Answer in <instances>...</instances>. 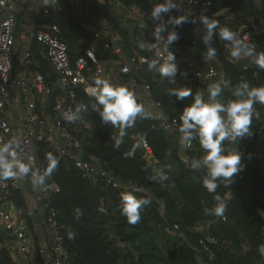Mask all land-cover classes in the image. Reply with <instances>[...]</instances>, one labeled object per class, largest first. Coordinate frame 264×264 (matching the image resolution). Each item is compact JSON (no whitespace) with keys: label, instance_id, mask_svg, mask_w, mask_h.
Masks as SVG:
<instances>
[{"label":"trees","instance_id":"obj_1","mask_svg":"<svg viewBox=\"0 0 264 264\" xmlns=\"http://www.w3.org/2000/svg\"><path fill=\"white\" fill-rule=\"evenodd\" d=\"M120 1L125 5H134L143 15V24L132 33L123 29L120 20L112 17L99 1L82 0L90 14L88 16H102L111 30L119 33L123 55L133 52L144 54L139 44L152 43L145 28L159 24L169 26L179 35L172 45L190 46L196 42L199 50L206 51L201 39L205 31H193L196 22L187 20L181 26H174L170 23V12L162 14L160 21L150 18L153 7L161 3L160 0ZM210 1L211 11H228L219 18L221 24L229 14L234 21L244 24L251 19L258 24V18L264 19V0H261V9L257 7L256 0ZM57 3L60 11L49 10L47 15L42 12L38 22L39 25L58 27L59 39L67 45L73 65L94 40V33L84 26L88 19L77 14L73 0H57ZM77 40L83 42L82 47L77 45ZM107 42L95 44L100 59L108 57L109 52L104 48ZM223 42L214 36L212 45L217 49V56L222 59L225 69V77L213 83L220 85V98L226 102L236 99L235 88L242 81L248 82L250 87L264 86V70L254 65L251 58H244L248 65L244 73L240 65L225 61ZM248 43L254 44L257 52H264V36L253 37ZM41 65L44 77L54 75L48 63L42 62ZM153 74L155 80L150 85L154 100L160 102L165 113L180 124L183 108L193 102V97L177 100L170 95L171 89H179L176 83L171 84L167 78L161 79L158 73ZM242 76L244 80H241ZM53 101L54 97L50 98L49 104ZM83 101L87 105V120L94 126L92 131H86L80 137L84 153L99 157L107 171L119 182L135 184L145 193L95 184L83 178L72 161L44 146L40 154L43 165L47 167L48 153L59 161L46 182L54 183L58 188V192L50 195V204L56 211L63 248L68 252L70 264H264V255L259 253V247L264 246V132L258 131L264 125V105L253 106L252 135L242 138L237 149L241 153L244 170L234 176V183L230 186L221 184L216 193H209L202 185L201 169L192 168L205 151L199 146L198 138H192L191 147L184 151L179 142L181 133L166 134L158 115L144 107V117L138 116L135 126L125 130L126 135L117 149L114 145L119 130L113 128L110 121L102 122L98 112L92 110L95 100ZM135 137L144 138L151 148L149 161L142 158ZM224 146L226 153L236 148L227 141ZM128 152L133 154L132 158ZM160 174L166 175L167 179L161 180ZM152 176L156 179H150ZM122 194L150 201L143 206L139 223L129 224L121 215L119 204ZM217 194L226 204L223 218L209 215L207 211L215 207L214 196ZM19 204L23 206L20 201ZM100 208L106 211L101 213ZM23 214L28 219L25 207ZM174 225L177 230L170 233L168 229H173ZM198 226L204 228L202 233L196 231ZM69 232L74 234L72 239L68 237ZM209 238H213L216 244L206 242ZM199 240L205 241L208 251L202 249ZM210 254L213 255L212 260ZM38 262L45 264L40 258ZM0 264H15L4 248L0 252Z\"/></svg>","mask_w":264,"mask_h":264},{"label":"built area","instance_id":"obj_2","mask_svg":"<svg viewBox=\"0 0 264 264\" xmlns=\"http://www.w3.org/2000/svg\"><path fill=\"white\" fill-rule=\"evenodd\" d=\"M160 1L164 3V0ZM173 4L175 6L169 11L172 14L170 21L181 16L186 17L187 20L195 21L197 23L193 29L195 33L205 31L203 24L200 23V17L207 16L209 19L215 20L220 27H228L236 32L245 43H248L253 37L264 36L263 18L257 19L258 24H255L254 19H251L248 24H244L234 21L232 15L229 14L221 24L219 18L228 11H211L210 0H173ZM256 5L261 9V0H256ZM49 10L60 11L57 0L55 6L44 8L43 13L47 15ZM141 16L143 18L142 14ZM96 20L100 26L95 30L94 40L74 61L73 65L69 58L67 45L59 39L60 31L56 25L40 26L38 30L32 32V40L42 46L46 62L53 70L54 75L48 74L44 77L41 73H37L28 83L23 77L12 75L16 55L13 35L16 24L14 0H0V143L7 142L13 136L18 137L23 149L20 153L21 158L25 162L31 161L34 171L42 173L46 168L40 154L44 146H49L60 157L72 161L83 178L92 180L95 184L99 183L105 188L111 187L123 189L126 192L144 194L143 188L132 183L123 184L111 176L99 157L84 153L80 137L86 131H92L94 128L93 124L90 125L87 120V111L81 110L78 114L81 118L74 123L65 121L62 118V113L69 109L74 110L81 103L86 104L83 99L95 100V97L86 94L85 88L91 85L93 79L100 77L109 80L114 86L127 85L135 98L146 109L152 110L158 115L162 130L168 135H175L179 132L178 121L168 116L163 110L162 104L154 100L150 82L155 80V76L148 70V63L154 59H161L162 62L163 57L169 54L168 52L173 53L178 66V74L175 77L178 88H190L195 93L200 92L204 95L205 100L208 96V86L218 79H223L225 69L222 59L218 56L212 61L204 60L202 56L204 51L199 50L196 42H192L188 47L169 45L166 51L162 42L157 41L153 28L147 29L148 37L153 43L145 45V48L142 49L144 54L133 52L131 55H123L121 38L111 31L108 21L102 16H98ZM171 31L169 27H166V31L161 35L166 39ZM105 40H108L104 45V48L109 52L108 57L100 59L95 44ZM226 43V41L223 42L225 61L236 66L240 65L243 73L247 71L248 65L244 58L234 61L225 48ZM262 50H264V46ZM30 58V54L25 53L21 66L24 67ZM254 78H256V74H254ZM241 80H244V76L241 77ZM11 87L18 90L27 112L21 123H12L9 119H1L10 99ZM37 97L43 102L42 115L36 108ZM52 97H54V101L49 104ZM224 102L226 103V101ZM258 131L259 133L264 132V125ZM134 140L137 142V148L142 152V158L149 161L152 151L146 140L141 137H135ZM241 141L242 139L235 145L236 149L239 148ZM190 147L191 144L183 147V150L186 151ZM129 157L132 158L133 154L131 153ZM56 192H58L57 186L45 181V186L38 188L35 197V201L43 207V225L48 228L51 235L49 251L45 252L33 244L25 228L9 214L6 207V201L11 196L9 183L0 181V227L9 233L16 242L23 264H30L33 257H43L45 264H70L68 252L63 248L57 214L50 204V195ZM174 229L176 230L177 226H174ZM196 231L202 233L204 228L198 226ZM206 242L216 244L213 238L206 239ZM199 244L202 249L208 251V245L204 240H200ZM209 258L212 260L213 255L210 254ZM14 263L18 264L15 261Z\"/></svg>","mask_w":264,"mask_h":264},{"label":"clouds","instance_id":"obj_3","mask_svg":"<svg viewBox=\"0 0 264 264\" xmlns=\"http://www.w3.org/2000/svg\"><path fill=\"white\" fill-rule=\"evenodd\" d=\"M55 4L56 0H42V5L47 7H53ZM174 6L173 0H164V3H158L153 7L150 18L160 21L162 14L168 13ZM186 22L188 21L184 16L170 21L177 27ZM200 23L205 28L201 37L202 43L206 47V51L202 53L204 60L212 61L217 56V49L212 46L214 36H216L227 42L225 48L234 61L251 58L254 65L264 70V52H257L254 44L245 43L236 32L228 27H220L215 20L209 19L207 16H201ZM217 29L219 30L217 31ZM165 31L164 24L157 25L155 37L157 41L162 42L167 51L168 46L179 39V35L177 32L171 31L165 39L161 35ZM139 47L144 49L145 44L141 42ZM168 53L166 57H163L162 62L161 59H154L148 63V70L158 73L161 79L167 78L171 84H174L178 66L175 63V55L171 52ZM85 92L95 97L96 103L92 105V110L98 112L102 117V122L110 121L111 126L119 130L114 145L119 149L123 137L126 135L125 130L135 126L138 116L144 117V106L137 102L127 85L114 86L109 80L100 77L93 79L91 85L85 88ZM207 93V100H205L203 94L200 92L193 94L190 88L170 90V95H174L177 100L193 97V102L185 106L180 115L179 142L181 146L187 147L190 146L192 138H198L199 146L205 151L201 158L193 163L192 168L201 169L203 172L202 185L207 192L216 193L221 184L225 187L230 186L234 183V176L244 170V166L241 164V153L236 148L234 151L226 153L224 142L237 145L240 139L252 135L250 126L255 111L253 106L255 104L264 105V86L250 87L248 82L242 81L236 85L234 92L236 99H229L226 103L220 98L219 83L209 85ZM81 110L87 111V105L81 103L74 110L69 109L63 112L62 118L69 123H74L81 118L78 115ZM190 129L192 131H189ZM22 151L21 141L16 136L11 137L7 142L0 143V181L23 179L30 176V183L33 187L45 186L46 179L58 166V159L52 153H48L47 167L41 173L33 170L31 161L25 162L21 158ZM150 179L155 180L156 176H152ZM160 179H167V176L160 174ZM214 200L216 201L215 207L208 209V214L223 218L226 204L218 194L214 196ZM148 203L150 201L147 199H137L132 194H122L119 204L121 215L127 219L129 224L135 225L141 219L140 213L143 206ZM99 211L103 213L106 210L100 208ZM79 215L80 212L77 210V216ZM174 226L173 229H168L170 233L177 230L174 229ZM73 236L72 232L68 233L69 239H72ZM259 253L264 255V246L259 247Z\"/></svg>","mask_w":264,"mask_h":264},{"label":"crops","instance_id":"obj_4","mask_svg":"<svg viewBox=\"0 0 264 264\" xmlns=\"http://www.w3.org/2000/svg\"><path fill=\"white\" fill-rule=\"evenodd\" d=\"M97 1L106 7V11L112 17L119 19L122 25L121 27L129 33H132L133 30L139 28L140 24H143V18L134 5H125L120 0ZM73 4L78 11L77 14L80 16L82 15L83 17L86 16L85 18L88 19L84 26L88 28L90 32L95 33V30H97L100 26L96 17L88 16L90 14L87 13V7L83 4L82 0H73ZM14 6L16 24L13 35L15 39L14 49L16 51V55L14 57L12 75L23 77L26 82L30 83L35 74L42 73L44 67L41 63L43 62L47 64L42 46L37 44L31 38L32 32L38 30V27L43 26L39 25L38 21L39 15H42L45 6L42 5V0H14ZM18 28L19 31L16 33ZM148 28L155 29L156 26H146L145 30ZM171 30L173 31V29ZM112 32L119 36V33L114 31ZM33 43L36 44V47H33ZM77 45L82 47L83 42L77 40ZM84 50L82 52H84ZM25 53H29L31 58L29 62L22 67L21 62ZM36 108L37 110H40L42 115L43 102L38 97L36 98ZM26 114L27 112L21 101L18 90L11 87L10 99L4 114L1 116V119H9L12 123H21L25 119ZM6 182L9 183V192L11 195L6 201V207L9 214L18 220L20 225L25 228L29 234L30 240L37 248L48 252L51 244V235L49 234L48 228L43 225V207L39 202L35 201L38 188L32 186L30 183V176L23 179H9ZM19 201L22 202L23 206L19 204ZM23 207H25L28 219L23 214ZM3 248L9 252L13 262L15 261L18 264H23L22 256L17 250L16 242L9 233L5 232L3 228L0 227V252ZM38 258L43 260V257H33L30 264H39Z\"/></svg>","mask_w":264,"mask_h":264},{"label":"rangeland","instance_id":"obj_5","mask_svg":"<svg viewBox=\"0 0 264 264\" xmlns=\"http://www.w3.org/2000/svg\"><path fill=\"white\" fill-rule=\"evenodd\" d=\"M86 17V16H85ZM88 18V17H87ZM18 31H19V28L16 30V33H18ZM16 36H17V34H16ZM33 47H36V44L35 43H33Z\"/></svg>","mask_w":264,"mask_h":264}]
</instances>
